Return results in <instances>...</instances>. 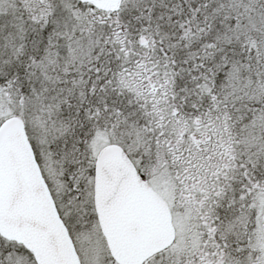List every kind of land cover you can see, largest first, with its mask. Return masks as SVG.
Wrapping results in <instances>:
<instances>
[{
	"label": "snow or ice",
	"instance_id": "1",
	"mask_svg": "<svg viewBox=\"0 0 264 264\" xmlns=\"http://www.w3.org/2000/svg\"><path fill=\"white\" fill-rule=\"evenodd\" d=\"M0 264H264V0H0Z\"/></svg>",
	"mask_w": 264,
	"mask_h": 264
}]
</instances>
